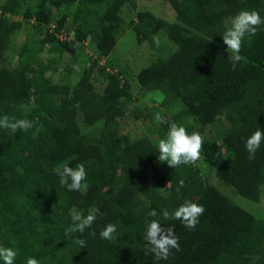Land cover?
<instances>
[{"label": "trees", "instance_id": "trees-1", "mask_svg": "<svg viewBox=\"0 0 264 264\" xmlns=\"http://www.w3.org/2000/svg\"><path fill=\"white\" fill-rule=\"evenodd\" d=\"M165 1L174 22L137 11L131 26L122 25L121 11L126 5L133 9L134 0L0 3V117L38 121L14 134L0 129V246L17 250L14 264H26L29 257L40 264H264V218H255L206 184L194 164L164 170L154 164L159 155L155 142L166 136L167 122H175L189 134L204 136L200 161L219 171L224 184L246 200L259 201L264 142L250 160L245 141L264 130V25L245 36L243 60L235 70L221 36L230 27L226 19L242 10H255L264 19V0ZM24 26L33 35L25 37L14 66H8L3 53ZM127 28L150 44L151 33L163 31L176 46L134 75L140 91L161 93L160 108L179 106L166 123L146 128L155 133L153 140L147 134L132 140L119 129L131 98L130 83L120 74H105L106 83L96 94L92 73L104 68L95 60L72 83H53L45 75L54 73L64 52L72 65L87 38L98 57H107ZM68 29L73 38L58 40ZM44 46L52 55L45 61L39 57ZM79 163L85 165L87 187L68 191L57 173ZM181 179L184 187L178 192ZM185 200L202 205L204 214L192 230L179 220L156 217L162 227L173 228L180 244L167 260L156 261L145 254V221L154 219L147 213H172ZM93 208L103 215L91 228L65 235L74 210L87 215ZM108 223L117 228L110 241L99 236ZM77 238L86 242L84 247L75 243Z\"/></svg>", "mask_w": 264, "mask_h": 264}, {"label": "rangeland", "instance_id": "rangeland-1", "mask_svg": "<svg viewBox=\"0 0 264 264\" xmlns=\"http://www.w3.org/2000/svg\"><path fill=\"white\" fill-rule=\"evenodd\" d=\"M4 0H0V3ZM28 2V0H26ZM134 8L129 9L126 5L122 9L121 19L122 25L131 26L134 23L135 13L137 11H145L151 13L154 17L160 18L168 23L174 22V14L170 6L165 0H134ZM21 9H23L21 7ZM70 9L66 12L67 21L65 25L68 27ZM231 19H226V23L230 25ZM28 27V28H27ZM24 26L19 32L12 35L9 40V45L5 53H3L4 64L13 67L16 62L17 49L25 37L32 34V29L29 26ZM64 31V30H63ZM71 29L65 30L64 38L58 37L62 41H68L73 38L70 32ZM67 34V35H66ZM150 41L152 44L145 41H138L135 34L129 28L124 29L117 36L115 45L111 52L105 58L97 56L88 38L84 40L80 47V54L74 59L72 65L70 64V54L68 52L62 53L60 63L54 69V73H45L53 83L65 84L66 82L72 83L76 77L79 76L83 69H87L92 60L96 61L98 68H104L103 73L94 70L92 73L91 84L94 94L100 93V87L106 83L105 74H120L121 79L130 83L131 98L125 105L123 120L120 121L119 129L121 132H126L130 139H138L147 134L149 140L156 139L155 133H146V128L149 126L156 127L158 122L155 120L157 115L167 120L173 112L179 109L178 105H174L173 109H166L159 107V101L162 95L158 91H140L135 85L134 75L145 66L156 61L157 59H164L172 53L176 46L172 44L163 31L151 33ZM47 46H44L43 51L39 54L41 60L45 61L46 58L52 56L46 52ZM71 65V69H67ZM100 70V69H99ZM77 119L80 121L81 116L78 115ZM101 126V124L99 123ZM97 124V127H100ZM92 130V128H82V132ZM155 142L158 145V141ZM155 167L159 170H164L167 167L166 163H154ZM199 167V174L206 184L213 185L224 197L231 203L243 209L257 219L264 218V185L261 187L259 201L257 203L246 200L234 192L228 185L224 184L220 177V172L216 169H209L200 160L194 163Z\"/></svg>", "mask_w": 264, "mask_h": 264}, {"label": "clouds", "instance_id": "clouds-1", "mask_svg": "<svg viewBox=\"0 0 264 264\" xmlns=\"http://www.w3.org/2000/svg\"><path fill=\"white\" fill-rule=\"evenodd\" d=\"M264 25V19L261 18L259 12L255 10H242L235 15L230 21L228 27L221 36L223 44L226 45V50L230 53L227 59L231 67L235 70L237 64L243 60L240 55L243 46V40L246 35L254 36L258 28ZM159 123H166L160 115L155 117ZM38 121L19 119L12 121L8 116L0 117V129H6L13 134L16 131H27L37 124ZM168 131L164 138L158 141V161L166 163L170 168H176L180 165H191L201 159V152L204 144V136L199 132L193 131L188 133L184 126L178 125L175 122H167ZM264 142V130L254 131L245 141V149L248 152V158L254 159L255 153ZM59 184L65 187L68 191H80L82 187H87L83 182L87 179L85 165L79 163L75 168L64 166L62 171H58ZM184 187V180L178 181L177 191ZM204 207L197 203L185 200L174 212L170 213L167 209L161 210L158 213L156 210L149 211L148 217L154 219L145 221V232L143 242L146 248V253H151L156 261L167 260L173 249L180 250L179 238L174 234L171 227L165 228L161 226L158 216H162L165 220H179L185 228L192 230L199 223V218L204 214ZM103 215L98 208L90 209L87 215H82L80 212L73 211L71 214V224L65 229V235L73 233H84L86 229L92 227L96 222L97 216ZM117 228L113 223H108L99 232V236L104 240H112ZM96 235L95 232L90 233ZM75 243L81 247L85 246L83 239L77 238ZM17 256V250L10 247L0 246V261L3 264H14ZM26 264H40L36 258L29 257Z\"/></svg>", "mask_w": 264, "mask_h": 264}]
</instances>
